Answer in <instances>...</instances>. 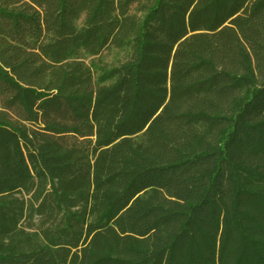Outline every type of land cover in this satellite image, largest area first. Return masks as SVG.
I'll return each mask as SVG.
<instances>
[{
    "label": "trees",
    "instance_id": "trees-1",
    "mask_svg": "<svg viewBox=\"0 0 264 264\" xmlns=\"http://www.w3.org/2000/svg\"><path fill=\"white\" fill-rule=\"evenodd\" d=\"M0 264H264V0H0Z\"/></svg>",
    "mask_w": 264,
    "mask_h": 264
},
{
    "label": "rangeland",
    "instance_id": "rangeland-1",
    "mask_svg": "<svg viewBox=\"0 0 264 264\" xmlns=\"http://www.w3.org/2000/svg\"><path fill=\"white\" fill-rule=\"evenodd\" d=\"M106 58H107V59H110V56L106 55Z\"/></svg>",
    "mask_w": 264,
    "mask_h": 264
}]
</instances>
